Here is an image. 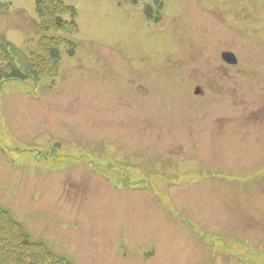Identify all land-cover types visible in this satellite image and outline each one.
<instances>
[{
    "label": "rangeland",
    "instance_id": "1",
    "mask_svg": "<svg viewBox=\"0 0 264 264\" xmlns=\"http://www.w3.org/2000/svg\"><path fill=\"white\" fill-rule=\"evenodd\" d=\"M0 1V38L36 69V0ZM65 2L51 85L0 88V207L64 262L264 264V0ZM2 224L0 264H58Z\"/></svg>",
    "mask_w": 264,
    "mask_h": 264
},
{
    "label": "trees",
    "instance_id": "2",
    "mask_svg": "<svg viewBox=\"0 0 264 264\" xmlns=\"http://www.w3.org/2000/svg\"><path fill=\"white\" fill-rule=\"evenodd\" d=\"M5 6L6 4L2 5L0 3V15L6 11ZM36 13L39 15L40 19L43 20V25L40 26L43 32L58 30L66 33H73L76 29L75 8L72 5L66 4L64 0H36ZM64 14L67 15L68 18H64ZM42 40H40L42 42L39 43L40 51L30 53L29 55L31 57L30 59H33L35 63V69L33 62L26 67L18 65L14 60L15 50L12 44L0 38V55L3 54V56H5V63H0V83L6 80L26 81L28 79H32L33 82H38L42 79L52 78L57 75L59 60L58 45L62 44L65 38L44 33ZM1 45H4V47ZM0 221L11 236L15 233H17L16 236H20L21 240L13 242V244L17 245L21 241L30 251H34L35 248L40 247L43 250V256H48L46 258L58 264L68 263L62 261L63 259L61 258L52 256L41 243L31 241L24 232L22 226L14 221L5 210H2V208H0ZM9 225L12 226L13 229ZM11 230L15 231V233ZM19 257L20 256H6L5 258L9 260L16 259L20 262Z\"/></svg>",
    "mask_w": 264,
    "mask_h": 264
},
{
    "label": "crops",
    "instance_id": "3",
    "mask_svg": "<svg viewBox=\"0 0 264 264\" xmlns=\"http://www.w3.org/2000/svg\"><path fill=\"white\" fill-rule=\"evenodd\" d=\"M164 192H165V190H164ZM169 194V193H168ZM171 195H172V193H171ZM170 194H169V197H168V195L166 194V196H165V201L167 200L169 203H170V205H172L173 206V204H172V202H171V198L172 197H170L171 196ZM170 198V199H169ZM174 201H175V199H174ZM175 203H176V201H175ZM165 208H167V207H165ZM172 208V207H171ZM173 209V208H172ZM173 211H174V216H177L176 215V213L178 212V210H174L173 209ZM194 216V215H193ZM188 219H190V220H192L193 221V223L194 224H191V225H187L188 227H190V228H203V226H202V224H201V222H200V220L198 219V217L197 216H194V217H190V218H188ZM181 220L183 221V220H185L184 218H181Z\"/></svg>",
    "mask_w": 264,
    "mask_h": 264
},
{
    "label": "flooded vegetation",
    "instance_id": "4",
    "mask_svg": "<svg viewBox=\"0 0 264 264\" xmlns=\"http://www.w3.org/2000/svg\"><path fill=\"white\" fill-rule=\"evenodd\" d=\"M205 34H206V33H205ZM227 41H231L232 43H234L233 40H227ZM234 41H235V39H234ZM235 42H236V41H235ZM225 51H229V52H233V53H235V52L233 51V49H229V48H226V49L223 50L221 53H223V52H225ZM221 61H222V63H224V64L230 65V64H228L227 62H225V61L222 60V59H221ZM232 66H233V65H232ZM237 70H238V69H237ZM238 72H239V70H238ZM128 81H130V80L128 79ZM131 83L133 84V82H131ZM131 83L128 82V85L131 84ZM130 87H131V86H130ZM126 90L130 91V92H128V94H129V95H133V97H134L133 91H132L131 89L127 88ZM139 90H141V89H139ZM196 90H197L200 94H202V89H201L200 87H197Z\"/></svg>",
    "mask_w": 264,
    "mask_h": 264
},
{
    "label": "water",
    "instance_id": "5",
    "mask_svg": "<svg viewBox=\"0 0 264 264\" xmlns=\"http://www.w3.org/2000/svg\"><path fill=\"white\" fill-rule=\"evenodd\" d=\"M225 55V54H224ZM225 57H228V55L226 54V56ZM230 61H233V60H230Z\"/></svg>",
    "mask_w": 264,
    "mask_h": 264
}]
</instances>
